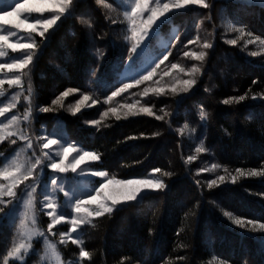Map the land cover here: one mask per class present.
<instances>
[{
  "label": "trees",
  "instance_id": "16d2710c",
  "mask_svg": "<svg viewBox=\"0 0 264 264\" xmlns=\"http://www.w3.org/2000/svg\"><path fill=\"white\" fill-rule=\"evenodd\" d=\"M206 2L210 8L190 7L162 24L147 41L146 52L156 62L170 52L168 60L152 80L134 85L111 102L105 98L127 83L123 73L139 68L143 58L135 53L130 61L126 59L129 45L121 41L128 30L123 0H74L47 39L38 43L30 72L36 93L33 103L35 108L53 109L37 113L38 121L52 127L57 122L60 133L90 145L100 157L93 167L111 177L142 176L158 168L168 184L164 192L145 194L113 214L94 218L83 227L79 246L60 244L65 260H78L83 249L89 253L84 264H251L255 258L258 261L252 264H264V229L259 227L264 224V176L250 175L264 171V45L260 44L264 5L248 0ZM232 39L236 45L227 43ZM249 39L255 42L249 44ZM204 42L213 47L204 49ZM185 52L207 54L197 60ZM252 52L258 55L251 56ZM192 67L201 70L193 74L195 87L189 93H174L173 86L179 88L178 81L189 79ZM69 88L79 91L53 105ZM159 88L164 91H153ZM85 90L94 106L82 115L84 120L96 121L108 108H116L121 118L111 112L107 123L83 124L81 114H73L67 101ZM241 95L245 100L223 104L224 99ZM125 105L133 107L128 110ZM144 107L152 115L140 111ZM201 109L207 113L204 120ZM31 122L35 127V120ZM240 138L246 149L231 154L229 149H239ZM14 150L7 143L1 146L0 164ZM221 175L224 184L208 187ZM232 176L237 177L235 183ZM181 186L189 200L178 209L175 201L186 199L177 198ZM226 211L257 223L241 229L223 215ZM122 220L123 228L118 230ZM204 222L210 232L205 241Z\"/></svg>",
  "mask_w": 264,
  "mask_h": 264
},
{
  "label": "rangeland",
  "instance_id": "374dc122",
  "mask_svg": "<svg viewBox=\"0 0 264 264\" xmlns=\"http://www.w3.org/2000/svg\"><path fill=\"white\" fill-rule=\"evenodd\" d=\"M126 4V11H130L131 7L134 3V0H123ZM256 3L257 5H264V0H248ZM23 3V0H20ZM74 2V0H73ZM162 2H166V0H162ZM204 3L207 4L206 0ZM30 4L33 6H43L48 8L49 10L43 13H33L34 16H41L51 18L53 15L56 14L59 10V6L54 3V0H30ZM154 3L153 0H148V7H153ZM194 7H203L202 5H189L186 8L180 10H174L173 12L168 13L165 17L161 18L153 29L150 32V35L145 40L144 44L137 49L136 54H142V63L140 67L137 69H133L131 71H126L123 74L124 79L127 82H130L133 79L139 78L140 76L144 75L147 71L151 69V67L155 64V58L151 55H148L146 52V44L147 41L156 34L162 24L171 18L173 13L179 11L188 10V8ZM70 10V6H69ZM68 10V11H69ZM125 11V12H126ZM65 12L62 15V18L67 14ZM149 13H145V18ZM127 24L128 30L123 35V40L128 43L130 48L131 40L130 36L131 33L129 31V21L127 16ZM21 19L23 17H20ZM61 18V19H62ZM8 21H15L17 17L11 16L6 18ZM29 22H34L31 19ZM60 21H58L59 23ZM3 23V22H0ZM4 28L11 27V24H4ZM55 27V26H54ZM53 27V28H54ZM52 28V29H53ZM15 30V29H14ZM51 29H49L50 32ZM18 32L16 37H10L8 43H16L17 40L21 43H28L30 40L28 39L29 33L25 30H15ZM0 34H7L0 29ZM49 33H46V37ZM92 34V33H91ZM37 42H41L45 38H41L37 33L32 34ZM97 47L105 48V44L96 43ZM93 44V47L96 46ZM105 45V46H104ZM39 48V46H38ZM37 48V49H38ZM36 49V50H37ZM4 51H6L7 55L0 57V63H13L15 57H19L22 55L21 51H13L10 48L5 47ZM199 54V53H198ZM36 56L34 57L35 60ZM33 63L25 67L22 72L12 69H4L0 71V79L9 80L14 79L16 75L21 76L22 87L17 85H9L5 84L0 86V108L6 107L9 103H15V107L6 111L3 117H0V126L8 125L7 128L4 129V133H14V135H5L3 140H0V147L3 146L5 143L14 147V152L6 158L0 164V171H12L15 169L16 166H20L21 170L25 167H30L33 163L34 157H41L43 162L46 164L48 162V157L44 156V153L47 152L49 157L54 159L56 162H59L60 156L57 153L61 152V144L63 147L73 146L74 151H71L68 155V159L66 163L74 162L73 157L78 158L79 155H82L84 151L94 152L89 147L90 145H84L75 139L73 136L68 137L60 133V128L57 122L52 125L47 126L44 122L38 121L36 118V114H39V109L34 107L33 100L35 98V89L32 87L30 72L32 70ZM201 72V70H200ZM96 77V76H94ZM229 80V79H228ZM224 78V81H228ZM89 84H92L89 82ZM86 92V93H84ZM82 94H87L88 91H84ZM82 94H77L74 96L71 102H68L67 108L71 110L73 113L75 105L78 101L82 99ZM88 96L90 94H87ZM111 95V94H109ZM13 97L16 99L13 101ZM117 97V96H115ZM115 97L109 101L106 97V102H111ZM66 99V98H65ZM103 99V98H101ZM94 104H91V100L85 101L84 104L81 106V110L75 115L79 116L82 120L83 124L87 126H100L102 123H107L108 119L111 117V108L105 109L98 119L96 120L98 123L93 124V121L84 120L83 116L88 109L92 108ZM37 110H35V109ZM107 113V115H105ZM14 116L18 119H14ZM97 117V116H96ZM31 119H34L35 127H32ZM40 126L37 128V126ZM24 133L26 138H29L33 148L29 149L26 146L25 139L20 137V133ZM61 135V136H60ZM60 136V137H59ZM55 137L60 143L56 145H52L49 149H42V141ZM15 140L16 143H11V140ZM239 149H229L231 154H239L243 149H246L247 144L242 143V139L240 138L239 141ZM170 147V145H168ZM33 149L35 151H33ZM95 153V152H94ZM167 154L164 153V156ZM1 156V155H0ZM97 161H92L90 159H86L75 172L69 170L67 173H59L54 172L49 166L45 165L43 167L42 172L40 173V184L37 187V191L35 193H31V186L30 181H24L23 183L19 184L15 191L18 193V200L13 203V205L9 206L6 212L0 215V264H3V260L7 253L12 251V249L18 246L21 243L24 244H31V247L24 251V255L20 256H9L8 260L10 264H84V259L86 257H81L79 255V259H64L61 245H68L73 244L74 246H79L81 240L79 239V243H73V239L80 237L81 231L83 227L88 224L80 225L76 231L72 230V226L70 224V220L76 218L78 216H83L85 211H91L95 204L89 205L86 207L85 210H82L81 213H76L74 204L79 200H88L95 192L99 189V187L106 182L104 178L96 176L94 173L97 171H105L99 170L93 167V164L97 163ZM106 172V171H105ZM107 173V172H106ZM108 178H115L116 180H127V179H162L163 178L159 175V172H156L155 169L149 170L148 174L144 173L142 176H135L129 178H118V177H111L108 174ZM164 181V180H163ZM10 179L6 180L0 177V184L7 185L10 183ZM53 182L57 184V186H53ZM167 184L166 182H164ZM168 185V184H167ZM119 185H111L107 191L108 195H114L113 189H119ZM62 188L63 191L59 189ZM167 189V188H166ZM164 189V190H166ZM181 189V196L177 195L179 200L180 197H185L186 199L183 202L175 201V206L179 209L184 207L185 203L189 200V195L187 193V189L184 186L179 187ZM164 190H145L140 197L136 201H121L115 205L114 211L111 213H115L121 205L124 203H136L142 199L145 194L151 192H164ZM180 191V190H179ZM31 193V195H29ZM44 194H49L50 201L55 204L54 211H50L48 209L47 204L44 201ZM234 198L231 199L233 202ZM219 200V199H218ZM31 201V203H29ZM99 201H97L98 203ZM111 203V202H110ZM225 203V202H224ZM174 205V204H173ZM132 206V204H131ZM173 207V206H172ZM61 214H63V218H61ZM105 213L104 215H107ZM55 215L59 223L53 224L52 223V216ZM5 218V219H4ZM94 218L97 217H90L92 221ZM1 223H4L1 225ZM8 224V229H5V225ZM51 225V230H49V226ZM124 220H122L116 228L119 230L123 228ZM39 233H45L44 236H40ZM67 234V235H65ZM11 235V237H10ZM210 236V232L208 229V225L206 222L203 224V233L202 239L203 241L208 239ZM10 237V239H9ZM71 237V238H69ZM117 238V236H116ZM61 244V245H60ZM8 249L7 252H5ZM247 254H251L249 250H246ZM258 252V251H256ZM2 260V262H1ZM255 260L258 261L257 258L252 260V263H255ZM251 263V264H252Z\"/></svg>",
  "mask_w": 264,
  "mask_h": 264
},
{
  "label": "snow or ice",
  "instance_id": "6c2138e0",
  "mask_svg": "<svg viewBox=\"0 0 264 264\" xmlns=\"http://www.w3.org/2000/svg\"><path fill=\"white\" fill-rule=\"evenodd\" d=\"M54 3L59 6L58 12L53 15L51 18L41 17V16H34L33 13H43L49 10L43 6H33L30 4V0H23V3L20 0H0V29L7 34H0V57L6 56L7 53L4 51V48H10L14 52L21 51L22 55L19 57L14 58L13 63H0V71L4 69L12 70L16 69L20 72L27 67L28 65L33 63L34 57L37 55L36 49L38 48V44L32 35L33 33L39 34L41 38L46 37V33H49V29H52L54 26H57L58 21H61L62 15L65 12H68L69 6L73 4V0H54ZM154 6L148 7V0H134V3L131 7L130 11H126L124 14L127 16L129 21V31L131 33L130 40V48L127 51L126 59L131 60L132 57L137 52V49L140 48L145 40L150 35L151 30L156 25V23L163 17H165L168 13L173 12L174 10H180L186 8L189 5H202L205 8H210L211 5L204 3V0H166V2H162V0H153ZM145 13H149L145 18ZM15 16L17 19L15 21H8L6 18ZM20 17H23L22 19ZM34 22H29V20ZM11 24V27L4 28V24ZM25 30L28 31L29 36L28 39L30 42L28 43H21L17 40L16 43H8L10 37H16L18 32L15 30ZM237 30V29H233ZM242 31V30H240ZM251 36V33H248ZM199 38H197L198 40ZM255 40H259V37H256ZM254 39H249L247 42L249 44L255 42ZM193 41H189L192 43ZM230 45H236L237 40L232 39L227 41ZM260 44L264 45V40H260ZM204 49H211L213 47L212 43L204 42L202 45ZM206 52L191 53L185 52V55H191L197 60H203ZM170 52H167L160 58L156 63L155 66L151 68V70L147 71L144 75L140 78H136L131 80L127 83H122L115 91L111 92V95L108 96V100L110 101L112 97L119 96L122 92L127 91L128 89L132 88L134 85H140L145 81L152 80V78L157 74V68H159L160 64H163L164 61L168 60V56ZM257 52H252L251 56H257ZM172 69H176L178 67L177 64H171ZM183 71V70H182ZM200 69L197 67H192L189 70V79L180 80L177 83L180 85L179 88L173 86L172 91L175 93L177 91L181 93H189L196 85L197 80L193 74L199 73ZM9 85H17L23 86L21 81V76L16 75L14 79L4 80L0 79V86L5 84ZM256 83V81H253ZM79 91L78 89L69 88L60 93V95L52 101L53 105L61 104L62 99L68 97L73 92ZM153 91L163 92V88L153 89ZM145 93H147V89H145ZM245 95H241L238 98L232 97L229 99H224L223 104L228 105L232 100L238 99L239 101L245 100ZM255 98V97H254ZM16 98L13 97V101ZM90 97L87 94H82V99L77 102L75 105L73 114L80 112L81 106L84 104L85 101H88ZM16 105L15 103H9L6 107L0 108V117H3L11 108H14ZM126 109L131 110L132 105H125ZM40 112L47 113L49 111H53V109L49 107H42L39 109ZM140 111L147 113L148 115H152V111L148 107H144L140 109ZM111 112L116 115V119L119 120L121 117L118 114L116 108H112ZM107 115V113H105ZM207 116V113L204 112L202 109L200 111V119L204 120ZM158 119H163V117H157ZM14 119H18L14 116ZM93 124L98 123L97 121H93ZM8 125L0 126V140L4 139L5 135H14V133H4V129L7 128ZM20 137L25 139V143L27 148L32 149L33 145L29 138L24 136V133H20ZM129 139H135V137H129ZM11 143H16L13 139ZM60 143L55 137L48 138L42 141V149H49L52 145H56ZM73 146L63 147L61 144V152L57 153L60 156L59 162H56L54 159L49 157L47 152L44 153L45 157H48V162L45 164L41 157H34L33 163L30 167H25L21 170L20 166H16L12 171H0V177L9 180L10 183L7 185L0 184V215L4 214L9 206L13 205L15 201L18 200V193L15 189L18 187L19 184L23 183L24 181H29L31 177L30 186H31V193H35L37 191V187L40 184V173L43 170L45 165L49 166L54 172L59 173H67L69 170L75 172L77 168L86 160L90 159L92 161H97L100 157L94 153L89 151H84L82 155H79L78 158L73 157L74 162L66 163L68 159V155L71 151H74ZM33 151H35L33 149ZM197 152L201 151L200 148L196 149ZM189 159H193V157H189ZM213 167H216L213 165ZM206 170V169H205ZM156 172H159L160 169H155ZM227 172V169H225ZM236 172L239 175H243L242 169H237ZM96 176L104 178L106 182H104L99 189L92 195L88 200H79L74 204L76 213H81L82 210H85L87 206L95 204V207L91 209V211H85L83 216H78L70 220V224L72 226V230L75 232L76 229L82 224H90L91 220L90 217H101L104 216L105 213L111 214L114 211L115 205L120 203L121 201H136L138 197L145 191V190H164L168 188V185L164 183L162 179H127V180H116L115 178H108V174L105 171H97L94 173ZM164 176H171V172H164ZM250 175H261L264 176V171H252ZM237 177L232 176L231 182L235 183ZM224 184L225 183V176L221 175L217 179H213L208 182V187L216 186L217 184ZM199 183V182H197ZM119 185V189H113L114 195H108L107 191L111 185ZM53 186H57L55 182H53ZM63 191L62 188L59 189ZM29 193V195H31ZM44 201L48 206L50 211H54L55 204L50 201L49 194H44ZM97 201H99L97 203ZM111 202V203H110ZM31 203V201H29ZM223 215L228 218L234 225L238 226L241 229H247L248 225H252L255 227L256 221L254 220H246L240 217H233L231 212H223ZM61 218H63V214H61ZM52 223L56 224L59 223L56 216H52ZM259 227L264 229V224H260ZM49 230H51V225L49 226ZM40 236H44L45 233H39ZM67 235V234H65ZM71 238V237H69ZM79 237L73 239V243H79ZM31 247V244H24L21 243L18 246L14 247L12 251L7 253L3 260V264H10L8 257L9 256H20L24 255V251ZM81 257H88L89 253L84 251L83 249L80 250Z\"/></svg>",
  "mask_w": 264,
  "mask_h": 264
}]
</instances>
